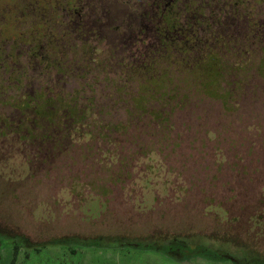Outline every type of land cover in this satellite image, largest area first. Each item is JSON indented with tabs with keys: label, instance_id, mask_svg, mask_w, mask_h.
<instances>
[{
	"label": "rangeland",
	"instance_id": "374dc122",
	"mask_svg": "<svg viewBox=\"0 0 264 264\" xmlns=\"http://www.w3.org/2000/svg\"><path fill=\"white\" fill-rule=\"evenodd\" d=\"M176 2L0 0V264H264V0Z\"/></svg>",
	"mask_w": 264,
	"mask_h": 264
},
{
	"label": "flooded vegetation",
	"instance_id": "af4514ba",
	"mask_svg": "<svg viewBox=\"0 0 264 264\" xmlns=\"http://www.w3.org/2000/svg\"><path fill=\"white\" fill-rule=\"evenodd\" d=\"M193 3V2H192ZM177 4L176 0H169V2L166 5H163V0H152V5L155 8V11H157V14L154 15H160L162 18V23H156L155 24V31L159 35L160 42L166 39V36L163 35L168 30H174L175 34L170 38L171 44L175 47H186V46H192V47H199L203 45L202 40H200L198 36V32L202 31L201 26L202 23L198 19V15L201 14L200 12H194V11H188L189 7L186 8V17L185 21L181 22V20L177 17V14L174 13V10L176 9L175 5ZM59 17V15H58ZM57 16L53 15V20L44 19L45 25L43 24V28L40 27L42 24L40 23L38 28H42V31L47 32L48 34L50 32H53L54 30L57 32H60L65 37H71L72 35L75 37H81L85 36L87 33L95 32L88 30V28L83 25L82 23H70L65 24L58 21ZM50 21V22H46ZM73 22V21H72ZM33 27L34 25L31 24ZM50 26V27H49ZM47 27V28H46ZM252 28V26H251ZM141 31H144V27L140 28ZM252 30H254L252 28ZM261 32H259L260 34ZM256 38L258 36V33L255 34ZM89 36V34H88ZM37 37V36H35ZM64 41V40H63ZM62 41V42H63ZM67 41V40H66Z\"/></svg>",
	"mask_w": 264,
	"mask_h": 264
},
{
	"label": "trees",
	"instance_id": "16d2710c",
	"mask_svg": "<svg viewBox=\"0 0 264 264\" xmlns=\"http://www.w3.org/2000/svg\"><path fill=\"white\" fill-rule=\"evenodd\" d=\"M160 43V45L159 46H162V50L164 51V50H166V48H168V47H171L173 50H182V51H184L185 49H188V48H192V47H181V48H176L175 46H173L172 44H171V41H170V39H168V38H166L165 40H163L162 42H159ZM164 43H165V45H164ZM161 48V47H160ZM193 49V48H192ZM157 53V52H156ZM156 61H158V60H156ZM154 63H157V62H153V60L151 61V62H149V63H146V66L149 68L150 67V65H153ZM152 73H153V71H152ZM151 73V74H152ZM149 77V75L148 76H146V79ZM146 81V80H145ZM174 240H176V241H178V242H181V244H183V246H185L186 247V240L185 239H182V238H178V237H175V239ZM84 242H86V243H93V244H98V245H102L103 243H105L106 241H103L102 239H88V240H84ZM95 242V243H94ZM107 242H108V240H107ZM112 243H114V244H118V245H121V244H126V242H121V241H119V240H117V241H111ZM173 243H175V242H173ZM173 243L171 244V246H168V245H165V246H161V245H159V244H157V243H155V242H151V243H148V242H129V243H127V244H129V245H135V246H138V247H149V248H155V249H160V250H163V251H165V252H172V251H174V249H173ZM177 244V243H176ZM199 250H201V252H207V249L206 248H198ZM1 250H2V243H1V240H0V260H1V256H2V254H1ZM17 254H18V248L16 247L15 248V258H16V256H17ZM242 262H244L245 260L243 259V260H241Z\"/></svg>",
	"mask_w": 264,
	"mask_h": 264
}]
</instances>
